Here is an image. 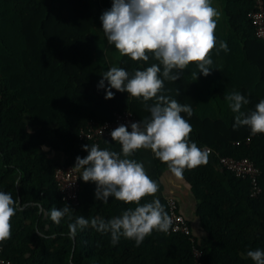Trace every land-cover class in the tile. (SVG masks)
I'll return each instance as SVG.
<instances>
[{
	"label": "trees",
	"instance_id": "16d2710c",
	"mask_svg": "<svg viewBox=\"0 0 264 264\" xmlns=\"http://www.w3.org/2000/svg\"><path fill=\"white\" fill-rule=\"evenodd\" d=\"M218 1L221 22L229 28L228 56L221 58L222 49L215 51L210 73L197 72L196 77V62H189L180 78L164 81V94L192 106L191 117L181 115L191 123L189 138L198 146L218 155L251 157L258 167L262 192L255 197L248 194L249 181L220 168L214 153L207 163L183 173L208 232L201 239L194 236L204 264H254L246 252L264 249V133L252 134L247 126L233 128L235 114L223 97L232 90L246 95L245 111L264 99V42L254 35L248 18L255 0ZM110 2L100 0L104 10ZM94 11V0H0V189L11 192L20 206L10 218L11 236L0 242L1 255L12 264H194L191 242L183 234L153 230L139 246L124 237L112 245L108 234L91 227L69 237L67 219L55 224L48 215L64 203L73 208V219H107L134 207L114 197L107 203L97 200L95 182L80 177L77 203L64 201L54 180L59 162L40 150L52 131V147L62 149L63 162L74 164L77 155H87L82 145L92 144L78 137L89 122L110 120L124 110L141 121L150 116L145 105L154 99L145 102L114 88L109 89L114 96L106 99L105 89L97 87L105 69L99 64ZM233 41L245 45V58L237 56ZM251 45L254 56L249 55ZM151 63H158L151 55L149 61L127 54L118 59V67L130 74ZM100 147L120 150L112 139L101 141ZM132 158L137 160V155ZM17 169L24 173L19 184ZM151 199L145 195L140 202ZM159 199L167 212L165 198Z\"/></svg>",
	"mask_w": 264,
	"mask_h": 264
},
{
	"label": "clouds",
	"instance_id": "9594fccd",
	"mask_svg": "<svg viewBox=\"0 0 264 264\" xmlns=\"http://www.w3.org/2000/svg\"><path fill=\"white\" fill-rule=\"evenodd\" d=\"M219 15L211 0H111V6L101 12L99 20L109 45L133 60L149 61L151 55L158 63L137 68L132 74L113 64L102 71L97 87L105 89L106 99L114 96L109 90L114 88L145 102L154 99V103L145 105L150 116L143 121L119 124L110 131L112 140L120 144L119 151L100 148L95 143L84 144L82 148L87 155H77L73 165L80 179L95 182L97 200L107 203L109 197H114L132 202L134 207L107 219L83 215L73 219V208L67 203L60 208L52 207L48 213L51 221L60 224L61 218H66L69 237L74 238L78 230L91 227L108 234L112 245L124 237L139 246L153 230L169 231L172 219L160 199L153 196L151 201L140 202L145 195L157 192L158 183L146 173L143 162L132 155L139 148L150 149L177 178L183 177L185 168L207 163L211 149L200 147L189 138L192 125L181 115L191 117L192 106L165 95L164 81H176L193 61L198 69L193 73L195 77L197 72L210 73L213 68L210 50L216 46L217 51H228L227 43L220 40L217 45L214 35ZM223 99L235 114L233 128L247 126L252 134L264 133V99L247 111L242 106L249 99L241 92L232 90ZM17 171L15 184L24 175ZM19 210V200L0 189V242L11 236L10 218ZM246 256L254 264H264L262 248L248 249Z\"/></svg>",
	"mask_w": 264,
	"mask_h": 264
},
{
	"label": "built area",
	"instance_id": "2783aa9c",
	"mask_svg": "<svg viewBox=\"0 0 264 264\" xmlns=\"http://www.w3.org/2000/svg\"><path fill=\"white\" fill-rule=\"evenodd\" d=\"M248 18L252 24L254 35L264 42V0H255L253 9L248 12ZM133 121H139V119L131 111L124 110L115 112L113 118L110 120L101 123L91 121L86 126L80 128L78 137L89 140L92 144L95 143L100 147L101 141L112 139L109 135L112 129L119 124L128 125ZM249 139L250 137L247 136L245 141L248 142ZM235 144H239V140L235 141ZM208 148L211 149L210 147ZM212 153L215 154L217 164L220 168L226 169L236 177L249 181V196L255 197L262 192V187L258 183L259 169L251 157L243 156L234 158L226 155H218L211 149L210 154ZM73 165L72 163H65L63 161L59 162L54 169V180L62 199L66 202L76 204L79 191V172ZM165 204L167 213L172 219V224L166 234L180 233L187 236L191 242L190 248L193 256V263L204 264L202 260V251L195 244L194 235L184 215L180 212L176 199L174 197H166ZM0 264H12L8 258L1 255V247Z\"/></svg>",
	"mask_w": 264,
	"mask_h": 264
},
{
	"label": "crops",
	"instance_id": "0c3cea01",
	"mask_svg": "<svg viewBox=\"0 0 264 264\" xmlns=\"http://www.w3.org/2000/svg\"><path fill=\"white\" fill-rule=\"evenodd\" d=\"M95 2V21L98 13L104 8L100 4V0H94ZM111 4V2H110ZM222 17L216 18V26L214 29V35L218 42L220 41V36L228 38L229 36V28L228 24L221 22ZM97 24H95L96 26ZM96 30V29H95ZM97 33V31H96ZM99 36V35H98ZM233 44L237 50V56L245 58L247 56L246 47L243 43H236L233 41ZM100 45V44H99ZM101 47V46H100ZM252 49L249 51V55H255V48L251 45ZM229 48V47H228ZM215 51H217V47L214 46L213 49L210 50L208 55L212 58L215 55ZM223 53L219 54L221 58H226L228 53L222 49ZM101 49V55L99 58L100 67H103L105 70L107 69L108 63L110 62L107 58L108 54L104 56ZM111 55V54H110ZM54 127V126H51ZM54 140V134L50 131L46 135V142L40 147L42 152H45L52 161L54 162H62L65 159V155L62 149H54L52 147V142ZM137 155V160L142 161L146 170V173L150 178L154 179L158 183V190L154 194H150L148 196H156L158 198H166V197H174L177 201L178 208L180 212L184 215L187 220L192 234L197 238L201 239L208 235L207 230L202 226V222L200 217L197 215V208L199 205L198 200L196 199L194 192L191 189L190 184L182 177L177 178L171 171L169 170L167 163L159 160V158L154 157L153 153L150 149L139 148L134 152Z\"/></svg>",
	"mask_w": 264,
	"mask_h": 264
},
{
	"label": "rangeland",
	"instance_id": "374dc122",
	"mask_svg": "<svg viewBox=\"0 0 264 264\" xmlns=\"http://www.w3.org/2000/svg\"><path fill=\"white\" fill-rule=\"evenodd\" d=\"M212 4L214 7H216L219 12H220V17H222L221 15V8H220V2L218 0H211ZM102 10L98 13L97 17H96V26H95V29L97 31V34L99 35V44L101 46V49L103 51V53L105 54L104 56H107L108 60L110 61L108 63V66H106V68H108L109 66L111 65H116L118 66V59H119V56H120V53L118 52V50L115 49L114 45H109L107 42H106V38L104 36V33L102 31V28H101V21L99 20V16L101 14ZM111 54V55H110Z\"/></svg>",
	"mask_w": 264,
	"mask_h": 264
}]
</instances>
